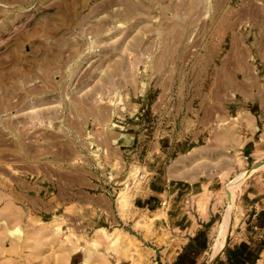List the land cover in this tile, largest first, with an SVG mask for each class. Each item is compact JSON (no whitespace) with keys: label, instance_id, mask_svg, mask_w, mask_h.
<instances>
[{"label":"rangeland","instance_id":"obj_1","mask_svg":"<svg viewBox=\"0 0 264 264\" xmlns=\"http://www.w3.org/2000/svg\"><path fill=\"white\" fill-rule=\"evenodd\" d=\"M238 7L239 0H0V194L15 189L23 196L29 188L35 195L34 226L28 230L33 231V239L28 238L33 256L27 259L23 248L5 252L0 264L61 263L58 238L66 243L73 236L83 252L71 264H108L99 240L116 247L121 237L115 234L112 239L108 221L103 223L105 229L96 230L89 217L79 229H63L60 234L54 230L52 235L51 229L41 228L36 195L63 182L78 185L75 169L79 168L103 180L106 171L111 172L119 203L126 204L134 187L151 180L153 173L147 172H152V160L160 153L159 171L165 172L175 155L176 149L166 143L173 132L185 127L186 120L194 126L207 124V116L225 112L231 102L226 98L233 94V86L211 82L220 62L233 55L227 53L230 46H249L253 41L248 35L251 22L232 19ZM227 65L233 68L234 63L229 60ZM209 94L216 100L207 98ZM107 129L114 136L135 135L132 147L120 153L132 152L116 157L106 148ZM155 142L164 144L159 147ZM239 157L230 152L224 166H202L207 173L223 170L225 179L219 188L214 185L208 222L202 238L195 239L197 260L190 264H264V230L244 224L253 202L250 185L258 172L264 174V165L256 167ZM119 159L114 170L107 166ZM123 164L145 170H134L125 186L118 185L116 178L128 171ZM259 182L264 184V177ZM227 183L230 191L240 185L226 241L213 259L221 225L228 219L223 215ZM19 205L24 207V202ZM155 212L147 211L140 219L152 222ZM129 226L123 225V230L142 241L145 264H160L170 230L149 227L137 233ZM26 231L15 228L9 234L26 242ZM252 240H257L256 258H235L241 251L237 245ZM161 264L170 261L161 259Z\"/></svg>","mask_w":264,"mask_h":264},{"label":"crops","instance_id":"obj_2","mask_svg":"<svg viewBox=\"0 0 264 264\" xmlns=\"http://www.w3.org/2000/svg\"><path fill=\"white\" fill-rule=\"evenodd\" d=\"M232 19L251 22L248 35L253 37V41L249 46H230L227 53L233 55L229 58L227 56V59L220 62L212 77L213 85L225 83L233 86V94H229V97H232L226 98L230 99L232 104L229 101L226 103L225 112L210 114L207 116L208 119L205 118L208 123L204 125L203 122L202 126L197 124L194 126L186 120L184 129L175 130L174 137H171L169 142L165 141L169 148L177 150L170 160L169 167H166L165 172L159 171L158 166L163 155L160 153L157 159L152 160L155 163L152 172L146 171L148 175L153 173L151 180L144 186L139 184L131 193L129 192L130 194L128 193V204L119 203L120 192L117 193L116 183H112L114 176L111 172L106 171L103 180L90 171L82 172L79 168L75 169L78 172L75 175L79 176L78 185L63 182L52 187V190L44 189L36 195V200L41 205L39 210L42 212L40 220L42 229H51L52 235L54 230H58L60 234V230L63 229L81 228L82 220L93 217V221L95 220L93 228L101 230L105 229L103 223L108 221L114 230L111 233L114 235L112 239L115 234L121 236L119 246L116 247H111L109 241L99 240L104 245L105 253L102 255L108 264H145L146 251L142 241L127 235L123 225L130 224L129 227L137 233L149 227L160 232L168 229L170 231L165 244L167 247L163 252L161 251L164 255L161 259L170 261V264H190L197 260L195 239L202 238V229L208 222L210 198L216 192L214 185L219 188L217 186L225 179L222 175L223 170L207 173L202 166L210 164L224 166L226 153L230 152L237 153L246 161L251 160L252 165L264 160V0H239V7L233 13ZM240 36L242 38V34ZM233 37L236 41L239 38L236 33H233ZM213 51L215 52L216 49ZM229 60L234 63L233 68L227 65ZM215 96L209 94L206 97L214 100ZM217 101H219L218 105L222 106L220 95ZM191 122L195 123V121ZM113 133L114 131L107 129L105 147L112 150L116 157H125L124 155L131 153V149L120 152L123 148L132 147L135 135L119 132L114 136ZM153 144L156 146L157 142ZM163 144L157 145L162 147ZM119 164H121L120 159L117 164L110 162L107 166L114 170V166L117 168ZM253 168L250 169L251 174L256 171ZM124 169L128 171L122 177L116 178L118 185L125 186L132 178L134 170L137 169L140 173L145 170L144 167L134 164L130 167L126 165ZM122 170L123 168L119 171ZM248 171L245 170L243 173ZM243 173L240 172L239 176ZM263 177L264 174L258 172L250 185L253 202L250 205L249 220L244 223L249 229L264 230V184L259 182ZM228 184H225L226 207L223 214L225 217L226 214L228 215L226 232L231 218L235 190L240 185L230 191ZM22 202L24 207L19 205ZM34 202L33 189L29 188L23 196H20L15 189L0 194V257L5 252L17 253L22 248L28 252V255L30 249L33 250V245L28 243L30 236L33 239V231L28 230H33L34 226ZM55 210H58V214L54 213ZM147 211H156L153 215L155 220L152 222L140 219V216H147L145 213ZM96 222L102 225L96 226ZM84 227L92 226L85 224ZM15 228L27 229L26 242H23V238L18 239L9 234V230ZM219 238L218 242L222 240V237ZM58 240L57 252L62 256L61 263L57 262V264H71L73 257L83 252L81 246L77 247L79 239L74 236L66 243L61 238ZM256 241L240 242L237 246L241 251L236 252L234 257L243 258L245 261L255 259L256 252L253 246L257 244ZM223 246L218 252L213 248L211 258L219 254ZM52 251L56 252L54 249ZM28 255L26 258L30 260L33 255L29 257Z\"/></svg>","mask_w":264,"mask_h":264},{"label":"bare ground","instance_id":"obj_3","mask_svg":"<svg viewBox=\"0 0 264 264\" xmlns=\"http://www.w3.org/2000/svg\"><path fill=\"white\" fill-rule=\"evenodd\" d=\"M241 178H242V177H241ZM233 186H235V185L233 184ZM227 218H228V215H227L226 219H227ZM227 222H228V221H227ZM227 222L225 221V223L223 224V226L221 225V228H222V227H223V228H222V232L220 231L221 234L219 233V236L222 237V240H221L220 242H218V245H217V246H215V247H216L215 252H218V250H220L221 246H222L223 243H224Z\"/></svg>","mask_w":264,"mask_h":264},{"label":"water","instance_id":"obj_4","mask_svg":"<svg viewBox=\"0 0 264 264\" xmlns=\"http://www.w3.org/2000/svg\"><path fill=\"white\" fill-rule=\"evenodd\" d=\"M256 165V167H261V166H263L264 165V160L263 161H261V162H259V163H257V164H255ZM225 241H226V236H225V240H224V243H225ZM216 257V256H215ZM214 259V258H213ZM212 259V260H213ZM211 260V261H212Z\"/></svg>","mask_w":264,"mask_h":264},{"label":"built area","instance_id":"obj_5","mask_svg":"<svg viewBox=\"0 0 264 264\" xmlns=\"http://www.w3.org/2000/svg\"><path fill=\"white\" fill-rule=\"evenodd\" d=\"M142 176V175H141Z\"/></svg>","mask_w":264,"mask_h":264}]
</instances>
